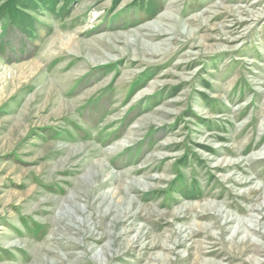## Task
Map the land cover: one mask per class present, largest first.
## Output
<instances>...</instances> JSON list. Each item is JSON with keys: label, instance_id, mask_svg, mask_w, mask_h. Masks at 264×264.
Listing matches in <instances>:
<instances>
[{"label": "rangeland", "instance_id": "obj_1", "mask_svg": "<svg viewBox=\"0 0 264 264\" xmlns=\"http://www.w3.org/2000/svg\"><path fill=\"white\" fill-rule=\"evenodd\" d=\"M34 10L0 23V264H264V0Z\"/></svg>", "mask_w": 264, "mask_h": 264}, {"label": "trees", "instance_id": "obj_2", "mask_svg": "<svg viewBox=\"0 0 264 264\" xmlns=\"http://www.w3.org/2000/svg\"><path fill=\"white\" fill-rule=\"evenodd\" d=\"M61 2L62 6L56 8ZM28 4L31 5L30 8ZM36 4L50 13L57 14L60 12L61 15H65L69 0H0V23L5 18L21 34L25 35L24 38L30 39L32 42L35 41L37 38L33 26L35 20L26 13V10L35 11ZM0 48L3 49V46H0Z\"/></svg>", "mask_w": 264, "mask_h": 264}, {"label": "bare ground", "instance_id": "obj_3", "mask_svg": "<svg viewBox=\"0 0 264 264\" xmlns=\"http://www.w3.org/2000/svg\"><path fill=\"white\" fill-rule=\"evenodd\" d=\"M264 209V205L260 207V209L258 211H262Z\"/></svg>", "mask_w": 264, "mask_h": 264}]
</instances>
